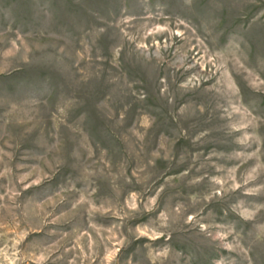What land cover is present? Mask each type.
<instances>
[{
  "label": "rangeland",
  "instance_id": "rangeland-1",
  "mask_svg": "<svg viewBox=\"0 0 264 264\" xmlns=\"http://www.w3.org/2000/svg\"><path fill=\"white\" fill-rule=\"evenodd\" d=\"M0 264H264V0H0Z\"/></svg>",
  "mask_w": 264,
  "mask_h": 264
}]
</instances>
